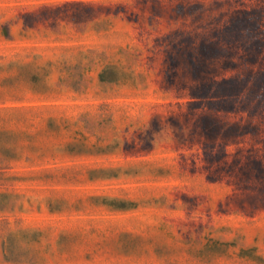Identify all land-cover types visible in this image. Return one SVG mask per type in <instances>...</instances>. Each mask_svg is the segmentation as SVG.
<instances>
[{"label": "rangeland", "instance_id": "1", "mask_svg": "<svg viewBox=\"0 0 264 264\" xmlns=\"http://www.w3.org/2000/svg\"><path fill=\"white\" fill-rule=\"evenodd\" d=\"M0 264H264V0H0Z\"/></svg>", "mask_w": 264, "mask_h": 264}]
</instances>
